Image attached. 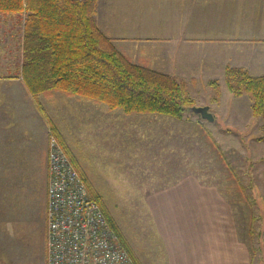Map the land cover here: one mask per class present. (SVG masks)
<instances>
[{"label":"crops","instance_id":"crops-1","mask_svg":"<svg viewBox=\"0 0 264 264\" xmlns=\"http://www.w3.org/2000/svg\"><path fill=\"white\" fill-rule=\"evenodd\" d=\"M8 21L13 20L0 18V24ZM96 23L133 63L162 74L223 76L231 67L264 75V0H98ZM16 40V65L0 66V264H46V164L49 132H55L51 114L54 107L67 105L62 102L68 97L28 92L20 74L19 33ZM125 131L119 138L129 137ZM151 135L160 137L154 132L147 134L149 140ZM59 138L68 148L60 132ZM97 139L92 144L102 143ZM153 144L136 149L135 158L147 159L145 151ZM102 152L96 148L92 156L99 159ZM125 153L118 160L117 153L105 157L109 165L133 161V152ZM148 153L156 162L155 153ZM70 156L90 184L80 159ZM159 184L143 202L150 206L165 264H251L233 207L217 189L193 174L173 175Z\"/></svg>","mask_w":264,"mask_h":264},{"label":"rangeland","instance_id":"rangeland-1","mask_svg":"<svg viewBox=\"0 0 264 264\" xmlns=\"http://www.w3.org/2000/svg\"><path fill=\"white\" fill-rule=\"evenodd\" d=\"M18 30L14 21L0 24L1 67L16 65ZM174 77L182 79L194 103L191 108L208 107L212 123L190 112L191 108L180 120L150 115H126L130 117L124 119L120 110L110 111L104 105L68 97L62 102L67 105L52 110L55 132L50 131L49 138H55L64 153L80 159L89 177V195L95 194L104 203L132 253L129 256L137 263H166L150 206L143 202L145 193L173 175L176 179L193 174L209 188L217 189L233 207L238 234L250 251L251 264H264V121L253 116L247 96L229 93L224 75ZM123 131L129 134L126 139L119 138ZM59 132L66 138L68 148L61 143ZM154 132L160 137L151 135L154 139L149 140L147 134ZM94 137L102 139V143L92 144ZM150 142L154 144L145 151L147 159L145 155L135 158V151ZM96 148L104 151L100 160L98 155L92 156ZM148 151L155 153L156 162H152ZM125 152H133V161L109 165V157L105 156L117 153L118 160L126 158L120 157ZM142 158L146 162H141ZM237 183L244 188L245 198Z\"/></svg>","mask_w":264,"mask_h":264},{"label":"trees","instance_id":"trees-1","mask_svg":"<svg viewBox=\"0 0 264 264\" xmlns=\"http://www.w3.org/2000/svg\"><path fill=\"white\" fill-rule=\"evenodd\" d=\"M97 7L98 0H0V18L12 19L19 28L20 74L28 92L34 97L61 93L125 115L182 119L194 104L183 81L135 64L119 52L97 26ZM224 83L233 96H247L253 116L264 121V75L228 67ZM65 155L89 191L70 154ZM237 186L245 198L244 188ZM91 197L132 256L104 203L93 193Z\"/></svg>","mask_w":264,"mask_h":264},{"label":"built area","instance_id":"built-area-1","mask_svg":"<svg viewBox=\"0 0 264 264\" xmlns=\"http://www.w3.org/2000/svg\"><path fill=\"white\" fill-rule=\"evenodd\" d=\"M46 264H134L74 166L50 137Z\"/></svg>","mask_w":264,"mask_h":264},{"label":"water","instance_id":"water-1","mask_svg":"<svg viewBox=\"0 0 264 264\" xmlns=\"http://www.w3.org/2000/svg\"><path fill=\"white\" fill-rule=\"evenodd\" d=\"M190 112L200 116L202 120H205L209 123H212L214 120L212 115L208 111V107H198V108L193 107L190 109Z\"/></svg>","mask_w":264,"mask_h":264}]
</instances>
